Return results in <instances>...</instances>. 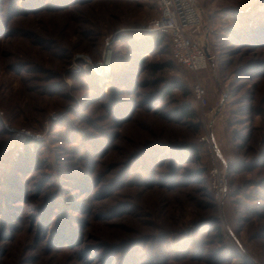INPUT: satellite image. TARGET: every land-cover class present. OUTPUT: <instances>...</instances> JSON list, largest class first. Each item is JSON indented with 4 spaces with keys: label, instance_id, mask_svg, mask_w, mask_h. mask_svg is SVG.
<instances>
[{
    "label": "rangeland",
    "instance_id": "374dc122",
    "mask_svg": "<svg viewBox=\"0 0 264 264\" xmlns=\"http://www.w3.org/2000/svg\"><path fill=\"white\" fill-rule=\"evenodd\" d=\"M199 3L195 74L155 0H0V264H264V0Z\"/></svg>",
    "mask_w": 264,
    "mask_h": 264
},
{
    "label": "built area",
    "instance_id": "2783aa9c",
    "mask_svg": "<svg viewBox=\"0 0 264 264\" xmlns=\"http://www.w3.org/2000/svg\"><path fill=\"white\" fill-rule=\"evenodd\" d=\"M159 11L146 30L154 34H163L171 40L173 60L198 74L213 63V56L204 54L202 45L205 33L202 32L203 9L199 0H155ZM193 93L198 104L207 105V91L197 82ZM217 175V172L215 173ZM217 195L224 192V182L216 179Z\"/></svg>",
    "mask_w": 264,
    "mask_h": 264
},
{
    "label": "trees",
    "instance_id": "16d2710c",
    "mask_svg": "<svg viewBox=\"0 0 264 264\" xmlns=\"http://www.w3.org/2000/svg\"><path fill=\"white\" fill-rule=\"evenodd\" d=\"M236 10V9H235ZM240 11V10H239ZM242 14H244V12L242 13ZM242 14H240V15H242ZM239 14H237V16H238ZM251 17V16H250ZM250 20V24L249 25H251L250 27H252V25H253V21H254V23H256L257 21H259V20H256V18L255 19H253V18H250L249 19ZM245 23L247 22V20H243ZM252 31H253V29H252ZM233 32H235V31H231V33H233ZM255 33V32H254ZM257 33V32H256ZM151 36L149 37V39H147L146 41H147V44L146 45H143L144 44V41L143 42H140V41H136V42H134L133 41V43L135 44V47H138V50H144V49H149L148 47H146V46H161V45H164V44H167L168 43V41H169V37L168 36H166V35H163V34H150ZM233 37L232 38H235V39H241V38H244V37H246L247 36V33H245L244 32V30H242V31H237V32H235L234 33V35H232ZM128 42H130V40H128ZM130 44V43H129ZM170 41H169V47L171 48V46H170ZM174 61V60H173ZM176 63V62H175ZM176 88H178V89H180V90H184L185 89V86L184 85H182V84H178L177 86H176ZM173 92V90H169L168 91V93L170 94V93H172ZM193 95H194V93H193ZM194 98H195V96H194ZM184 115H185V117L186 118H192V117H194V115H193V110H187V111H184ZM180 143H176V145H179ZM204 174H207L206 173V170H205V172H204Z\"/></svg>",
    "mask_w": 264,
    "mask_h": 264
},
{
    "label": "water",
    "instance_id": "95a60500",
    "mask_svg": "<svg viewBox=\"0 0 264 264\" xmlns=\"http://www.w3.org/2000/svg\"><path fill=\"white\" fill-rule=\"evenodd\" d=\"M202 48H203L204 54L207 57H212L213 56L212 53H211V50H210L209 35L207 33L205 34V39H204V43L202 45Z\"/></svg>",
    "mask_w": 264,
    "mask_h": 264
}]
</instances>
